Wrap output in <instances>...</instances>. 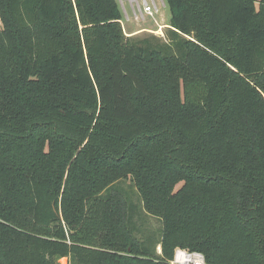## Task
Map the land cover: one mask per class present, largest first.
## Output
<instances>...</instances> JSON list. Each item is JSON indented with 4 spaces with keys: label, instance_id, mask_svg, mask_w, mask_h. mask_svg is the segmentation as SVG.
I'll use <instances>...</instances> for the list:
<instances>
[{
    "label": "trees",
    "instance_id": "16d2710c",
    "mask_svg": "<svg viewBox=\"0 0 264 264\" xmlns=\"http://www.w3.org/2000/svg\"><path fill=\"white\" fill-rule=\"evenodd\" d=\"M164 1L0 0V264H264V0Z\"/></svg>",
    "mask_w": 264,
    "mask_h": 264
},
{
    "label": "rangeland",
    "instance_id": "374dc122",
    "mask_svg": "<svg viewBox=\"0 0 264 264\" xmlns=\"http://www.w3.org/2000/svg\"><path fill=\"white\" fill-rule=\"evenodd\" d=\"M121 10V26L126 36L133 39L143 38L148 35H155L160 39H166V32L169 29L170 12L164 0H116ZM151 5L153 12L151 15L143 11V5ZM119 187L128 197L137 203L138 210L133 215L137 236L141 239L149 237L152 239L157 251H160L158 240L161 228L160 221L147 215L141 209V203L134 192L131 181L121 180ZM67 258H61L58 264H67Z\"/></svg>",
    "mask_w": 264,
    "mask_h": 264
},
{
    "label": "built area",
    "instance_id": "2783aa9c",
    "mask_svg": "<svg viewBox=\"0 0 264 264\" xmlns=\"http://www.w3.org/2000/svg\"><path fill=\"white\" fill-rule=\"evenodd\" d=\"M143 11L146 14L151 15L153 12L152 6L148 4L143 5ZM170 264H207V263L204 259L203 254L200 252L189 251L187 249H182V248H176L174 256L170 260Z\"/></svg>",
    "mask_w": 264,
    "mask_h": 264
}]
</instances>
